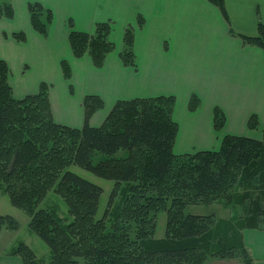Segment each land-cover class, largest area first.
I'll return each mask as SVG.
<instances>
[{"label": "trees", "instance_id": "16d2710c", "mask_svg": "<svg viewBox=\"0 0 264 264\" xmlns=\"http://www.w3.org/2000/svg\"><path fill=\"white\" fill-rule=\"evenodd\" d=\"M206 1L219 9L229 25L222 0ZM28 13L33 30L46 39L52 12L29 3ZM13 16L11 1L0 0V18ZM138 26H143L142 18ZM69 27L74 58L88 56L101 69L115 49L109 40L111 25L98 23L92 34L74 31L71 22ZM229 34L264 52L262 23L254 37L236 35L232 29ZM12 38L26 40L22 32ZM133 44L134 30L127 27L120 54L125 67H135ZM61 68L69 80V64L62 61ZM9 75L8 65L0 61V194L25 212L30 231L50 251L45 262L21 243L10 254L22 264H205L209 260L254 264L242 231L264 230V129L259 140L227 135L216 151L176 155L173 96L117 101L95 128L90 120L104 102L87 95L82 103L83 127L74 129L54 122L47 84L41 83L36 94L18 100ZM199 107V99L191 96L188 110ZM213 124L216 132L225 125L218 108ZM247 126L258 130L257 117L251 116ZM72 166L114 182L101 217L97 213L103 189L70 171ZM51 192L64 202L65 218L41 208ZM117 194L121 203L114 206ZM212 204L240 208L242 214L221 221L213 215L185 213L188 206ZM161 212L167 215L165 234L155 239ZM18 228L12 217L0 215V233Z\"/></svg>", "mask_w": 264, "mask_h": 264}, {"label": "crops", "instance_id": "0c3cea01", "mask_svg": "<svg viewBox=\"0 0 264 264\" xmlns=\"http://www.w3.org/2000/svg\"><path fill=\"white\" fill-rule=\"evenodd\" d=\"M10 1L13 19L0 18V61L8 65L13 96L23 99L36 94L41 83L47 84L56 124L81 129L82 103L87 95L104 102L103 109L90 120L95 128L103 124L117 101L173 96V120L178 125L173 147L176 155L216 151L227 135L261 139L264 52L245 46L238 37H231L229 30L239 36H256L258 24L264 25V0H222L229 25L206 0ZM29 3H39L52 12L46 39L30 25ZM69 22L74 31L88 34L98 23L111 25L109 40L115 49L101 69H96L88 56L74 58ZM127 27L134 30L135 67L123 66L120 59ZM19 32L25 34L23 43L12 38ZM62 61L69 64V80L63 77ZM193 95L200 107L190 112ZM215 108L225 116V125L218 132L213 124ZM253 115L259 123L255 131L247 126ZM242 240L254 264H264V230H243ZM15 263L22 264L21 260ZM205 264L238 263L209 260Z\"/></svg>", "mask_w": 264, "mask_h": 264}, {"label": "rangeland", "instance_id": "374dc122", "mask_svg": "<svg viewBox=\"0 0 264 264\" xmlns=\"http://www.w3.org/2000/svg\"><path fill=\"white\" fill-rule=\"evenodd\" d=\"M69 170L103 189V194L100 198L99 210L97 213V216L101 217L106 211L110 194L114 187V182L99 178L76 166H72ZM116 197V200H114L113 202L114 206H117L121 203V194H117ZM41 208L54 210L61 218H65L67 216V210L64 202L53 192L49 193L47 198L41 204ZM185 213L201 216L213 215L218 220L228 221L234 215H241L242 211L240 210V208H237V210H232L231 208H225L219 204H212L208 206H188L185 209ZM0 215L12 217L19 225V228L16 231L2 230L0 233L1 264H11L15 263L16 260H20L17 256L11 255L10 252L21 243L28 246L38 259H42L45 262L49 260V248L40 238H38L33 232H31L28 227L29 217L23 210L12 206L9 197L6 194H0ZM166 221V213H159L154 234L155 239H161L164 237ZM107 226H111L109 221L107 223Z\"/></svg>", "mask_w": 264, "mask_h": 264}]
</instances>
